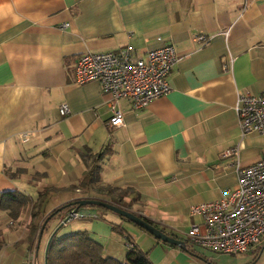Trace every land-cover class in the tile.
Instances as JSON below:
<instances>
[{
	"label": "crops",
	"instance_id": "crops-1",
	"mask_svg": "<svg viewBox=\"0 0 264 264\" xmlns=\"http://www.w3.org/2000/svg\"><path fill=\"white\" fill-rule=\"evenodd\" d=\"M128 44L135 56L172 45L170 90L139 109L119 100L123 122L110 126L108 94L97 80L77 83L74 67L86 52ZM263 89L264 0H0V192L31 198L15 219L0 211V264H25L44 213L92 198L98 182L108 188L103 196L186 239L198 221L189 207L224 198L236 185L237 163L264 160V135L242 136L236 113L240 93ZM62 103L66 116L59 113ZM230 147L237 156L222 157ZM90 167L99 180L83 188ZM42 191L33 217L30 207ZM97 215L68 219L61 228L71 229L58 234L87 230L117 259L124 258L129 236L153 264L193 263L181 248ZM61 221L50 224L45 244ZM112 224L125 233L113 232ZM40 243L35 264H41Z\"/></svg>",
	"mask_w": 264,
	"mask_h": 264
},
{
	"label": "built area",
	"instance_id": "built-area-1",
	"mask_svg": "<svg viewBox=\"0 0 264 264\" xmlns=\"http://www.w3.org/2000/svg\"><path fill=\"white\" fill-rule=\"evenodd\" d=\"M198 39L205 37L198 36ZM133 51L128 44L116 52H86L75 63L77 83L97 80L108 94L110 126L123 122V112L117 107L119 100L127 99L133 108L139 109L170 90L168 76L176 61L172 45L148 50L143 56H135ZM222 67L228 66L225 63ZM59 113L61 116L69 114L66 103L59 106ZM236 113L242 136L264 135V89L259 94L240 93ZM27 139L28 134L21 135L22 141ZM237 151V147H230L221 156H237ZM188 211L190 216L198 218L184 234L190 242L220 254L254 252L264 241V160L247 166L237 163L236 185L226 191L224 198L191 205ZM97 217L93 212L78 208L67 215V220ZM32 245L25 264H35Z\"/></svg>",
	"mask_w": 264,
	"mask_h": 264
},
{
	"label": "trees",
	"instance_id": "trees-1",
	"mask_svg": "<svg viewBox=\"0 0 264 264\" xmlns=\"http://www.w3.org/2000/svg\"><path fill=\"white\" fill-rule=\"evenodd\" d=\"M108 146L105 147V149ZM109 149V148H108ZM105 151H101L95 154L94 161L101 158L104 155ZM99 180V177L96 175V168L90 167L87 172L83 175L79 185L83 188H87L90 184L95 183ZM110 188V187H109ZM108 189V188H106ZM46 192L42 191L38 193L37 203L31 206V215L33 217H38L41 205L45 199ZM111 202L120 206V204L111 199ZM31 204V198L18 190L2 191L0 192V211L6 212L7 216L15 219L20 213L27 209ZM81 207H95L104 211H110L104 207L96 205H85L80 206L76 203V200L67 202L60 205L59 207L53 209L48 214L42 216L40 223L36 232L40 231L43 228V231L49 230L48 221L54 220H63L65 218V212L73 208ZM122 207V205H121ZM65 215V216H64ZM124 221L130 222L128 219L121 217ZM145 220L152 225L148 219ZM132 223V222H131ZM135 225V224H134ZM137 226V225H135ZM155 226V225H154ZM139 229L143 230L141 227L137 226ZM156 227V226H155ZM61 228V227H60ZM59 228V229H60ZM59 229L52 235L47 248L46 253V264H153L149 258L148 253L138 248L137 245L131 242L130 237L127 236V245L128 250L123 259H117L111 256H108L104 253L103 245L101 242L95 240L87 230H77L66 234H58ZM111 229L113 232L123 235L125 230L119 224H112ZM164 231L163 229H160ZM145 231V230H143ZM146 232V231H145ZM171 236L177 238L175 235L170 234ZM179 239V238H178ZM37 240V236L35 238ZM185 242L184 248H181L186 253L192 256H201L194 247L195 244L190 242L188 239H183ZM157 241H160L157 239ZM167 244V243H166ZM175 247L174 245H170ZM264 246V241L254 250V252H260ZM203 260L205 259L201 256Z\"/></svg>",
	"mask_w": 264,
	"mask_h": 264
},
{
	"label": "rangeland",
	"instance_id": "rangeland-1",
	"mask_svg": "<svg viewBox=\"0 0 264 264\" xmlns=\"http://www.w3.org/2000/svg\"><path fill=\"white\" fill-rule=\"evenodd\" d=\"M89 158L87 159V162L89 163ZM100 183H95L93 185L92 188V193H91V197L92 198H96V199H102V200H106L111 202V199H109L107 196H103V195H108L109 193L107 192L106 188L104 191L103 188L99 187ZM117 190L115 188H112L111 193H116ZM28 208V207H27ZM83 208V207H81ZM79 208V209H81ZM91 209H94L95 211H97V213L106 219H109L111 221L114 220H122L120 218L119 215L111 212V211H104L95 207H89ZM74 209V208H73ZM73 209H69L65 212V217H67V215L73 211ZM127 209V208H126ZM129 210V209H128ZM45 212H47L48 210H44ZM52 211V210H51ZM49 211V212H51ZM47 212V214L49 213ZM92 212V211H90ZM31 213V212H30ZM94 213V212H93ZM97 213H95L97 215ZM46 213H44L45 215ZM53 222V219L48 221V226L50 227V224ZM127 223L131 224L132 226L136 227L133 223L126 221ZM40 223V222H39ZM78 223V222H77ZM138 228V227H136ZM61 228V230H59L61 233H63L62 231H68L71 228ZM76 229H80V228H76ZM81 230V229H80ZM141 230V229H139ZM73 231H77V230H71L70 232ZM142 231V230H141ZM46 232L47 229L44 230V232H42V239H41V243H40V247L38 250V258L41 264H43V253H44V240H45V236H46ZM69 232V233H70ZM144 232V231H143ZM39 232H36L35 238L37 236L38 238ZM50 236V235H49ZM136 244L138 246L139 249L142 250L141 247V242L139 240H136ZM47 242V241H46ZM102 243V242H101ZM31 244H33L32 246H34V250H35V254H36V247H37V240H34ZM194 249L201 254V256H203L205 259L203 260V258L201 256H192L190 254H188V256L193 260L192 264H264V246L262 247L260 252H250L247 254H237V255H229V254H220V253H216V252H211L208 251L198 245L195 244Z\"/></svg>",
	"mask_w": 264,
	"mask_h": 264
},
{
	"label": "water",
	"instance_id": "water-1",
	"mask_svg": "<svg viewBox=\"0 0 264 264\" xmlns=\"http://www.w3.org/2000/svg\"><path fill=\"white\" fill-rule=\"evenodd\" d=\"M76 203L80 206H85V205H96V206H101L104 207L108 210H110L111 212L124 217L126 219H128L130 222H132L133 224L141 227L143 230H145L147 233H149L150 235H152L154 238L170 244V245H174L176 247L179 248H184L185 246V242L183 239H178L175 238L173 236H171L170 234L160 230L159 228L155 227L154 225H152L151 223L147 222L145 220L144 217L135 214L134 212L121 207L117 204H114L112 202L106 201V200H102V199H96V198H82V199H78L76 200ZM77 208H74V210H76ZM67 221V217H65L61 223L51 232L50 236L47 239V242L45 244L44 247V253H43V264H46V253H47V248H48V243L52 237V235L62 226V224H64ZM43 228L40 229L39 231V235L37 238V247L39 246L40 240H41V234H42Z\"/></svg>",
	"mask_w": 264,
	"mask_h": 264
}]
</instances>
